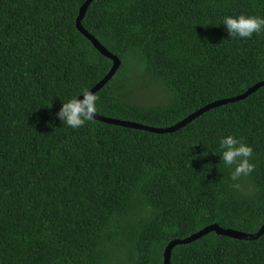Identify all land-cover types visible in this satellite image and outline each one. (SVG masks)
Listing matches in <instances>:
<instances>
[{
  "label": "trees",
  "instance_id": "trees-1",
  "mask_svg": "<svg viewBox=\"0 0 264 264\" xmlns=\"http://www.w3.org/2000/svg\"><path fill=\"white\" fill-rule=\"evenodd\" d=\"M84 1L0 0V264H164L171 240L207 225L258 231L264 86L173 132L74 130L62 102L112 65L76 28ZM241 13L264 16V0H93L82 25L121 60L96 113L169 127L264 81V34L215 25ZM229 134L253 149L240 190L219 157ZM170 264H264V233L212 231L174 246Z\"/></svg>",
  "mask_w": 264,
  "mask_h": 264
},
{
  "label": "clouds",
  "instance_id": "clouds-1",
  "mask_svg": "<svg viewBox=\"0 0 264 264\" xmlns=\"http://www.w3.org/2000/svg\"><path fill=\"white\" fill-rule=\"evenodd\" d=\"M221 24L230 38L251 39L254 34L257 36L264 34V16L243 13L225 15L215 25ZM98 100L99 97L96 94L89 89L82 88L77 96L62 102L56 116L68 127L74 130L79 129L94 119L98 110ZM218 151L220 160L231 169L229 173V180L232 182L230 187L240 190L241 177L249 176L255 169V165L251 162L252 147L244 143L242 138L229 134L220 138Z\"/></svg>",
  "mask_w": 264,
  "mask_h": 264
},
{
  "label": "water",
  "instance_id": "water-1",
  "mask_svg": "<svg viewBox=\"0 0 264 264\" xmlns=\"http://www.w3.org/2000/svg\"><path fill=\"white\" fill-rule=\"evenodd\" d=\"M92 1L93 0H85L84 3L80 6L79 13H78V16L76 18V28L89 41H91L93 46L102 55H104L105 57L109 58L112 61V65H111V68L108 71V73L103 77V79H101L98 83H96L92 88L89 89L91 92L95 93L96 91L100 90L114 76V74L116 73V71L118 70V68L121 65V60L116 55L109 52L82 25V19H83L84 15L87 11L88 6L90 5V3ZM261 86H264V81H260L256 84L252 85L244 93L237 95L235 97H230V98H226V99H219V100L213 101V102L201 107L200 109L196 110L195 112L189 114L184 119L180 120L179 122H177L174 125L169 126V127H152V126L144 125V124L134 122V121L121 120V119H117V118L102 116V115H99L97 113L95 114L94 119H96L98 121H102L104 123H108V124L118 125V126H122V127H129V128H134V129H142V130L150 131V132H154V133L173 132L176 129H179V128L185 126L186 124H188L190 121H192L195 117H197L202 112H204L210 108L219 106V105H223V104H226L229 102H234V101L244 99L248 95H250L251 93L255 92ZM78 98H80V97H78ZM212 231L215 232L217 235H224V236H228V237H232V238H236V239H241V240H254L264 233V223L259 228V230L254 232V233H246V232H242V231H238V230H234V229H230V228H222V227L218 226L217 224L207 225L204 228L200 229L199 231H197L195 233H192L191 235H189L187 237H184L182 239L177 238V239L171 240L166 245L165 250H164V254H163L164 264H170V255H171V251H172L174 246L179 245V244L191 243V242L197 240L198 238H200V237H202V236H204L207 233L212 232Z\"/></svg>",
  "mask_w": 264,
  "mask_h": 264
}]
</instances>
